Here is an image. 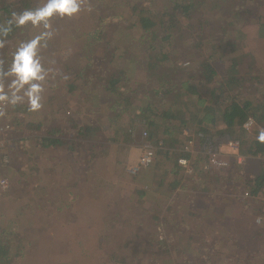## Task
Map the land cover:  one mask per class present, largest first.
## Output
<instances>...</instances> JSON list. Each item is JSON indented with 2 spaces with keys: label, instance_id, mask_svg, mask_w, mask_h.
I'll use <instances>...</instances> for the list:
<instances>
[{
  "label": "rangeland",
  "instance_id": "374dc122",
  "mask_svg": "<svg viewBox=\"0 0 264 264\" xmlns=\"http://www.w3.org/2000/svg\"><path fill=\"white\" fill-rule=\"evenodd\" d=\"M19 0H16L18 2ZM24 9L23 11H35L37 9H43L46 0H21ZM99 0H77L80 5L79 11L72 15H60L55 11L46 18L44 21L39 22L36 25H32L30 22L17 28V32H9L4 38L6 40V46L8 48V54L0 57L1 68L0 73L6 72L10 67L12 61V55L16 51L17 47L23 41L30 40L35 36L47 31L51 33L50 37L45 43L46 46L40 47L38 49L41 63L45 69H48V75L46 81L43 84L44 91L42 93V107L36 111H29V105L27 99H23L16 105L9 104L6 111L5 117L9 120L12 125V130L3 138V144L0 146V173L6 180V189L4 191L0 190V231H4V239H0V244H2L1 253L7 252L5 255H11L15 258L9 264H62V258H57L55 256L57 250H51L50 248H42L39 245V241L28 235L30 228L26 226V221L21 215L29 214L32 205L34 204L31 200V190L27 189L25 183L16 184L14 179L7 177V173H10L14 168L10 165L11 160H27L26 155L32 154V141H35L37 134L32 131V128L28 127L29 124H40L41 126L47 125H65L68 128L74 129L75 125H90L93 127L100 128L101 135L105 140H113L117 133L116 128H121V124L125 122V114L121 118L119 117V112L123 113L126 101L125 97L130 98V102L134 103L143 102L153 94L150 93L153 83L148 77L147 73L143 69L142 61L144 58V52L139 43V36L133 30H126L122 34L121 31L125 27V15L120 13L119 9L116 7L123 0H102L105 6L98 7ZM129 1V0H128ZM134 3H140L145 5L147 8L161 6L158 8L167 7L168 0H130ZM210 2V0H208ZM223 4V11L219 9H213L214 12L209 13L210 20L208 23L204 24V31L207 37L215 38V42H220L223 49L217 48L212 51L213 53V63L216 62V68L219 69L221 74L229 69L231 64L238 63V69L241 74H248L254 76L255 78H264V0H228ZM99 9V10H98ZM93 10L96 13H93ZM16 12V13H19ZM120 17V20L118 19ZM47 23L49 27L44 28V24ZM195 27H198L196 23L191 22ZM101 25V26H100ZM127 25V24H126ZM25 26V27H24ZM102 26L104 29H102ZM202 28V29H203ZM99 29L102 34L97 33ZM198 30L196 28L195 30ZM203 32V31H202ZM189 36V35H187ZM10 37V38H9ZM113 42L110 53L114 54L109 57L103 54L106 51V44ZM185 48L186 41H178L176 47ZM215 47V46H214ZM125 52L126 56L124 60L118 58L119 53ZM94 52V56L97 57V62L99 61L100 68L104 66H110L115 63L116 67L123 65V67H118L121 69L120 82L117 85L118 92L124 95V98L117 93L114 96H110L105 93L99 86H92L81 83L82 80H88L95 73V70L88 71L86 61L84 56L90 55ZM142 54H144L142 56ZM172 54L170 53V58ZM104 57L108 59H104ZM230 58V61L222 60V58ZM4 58V59H2ZM131 59L133 64L129 61ZM96 60V59H94ZM219 60L223 62L220 63ZM175 69L180 74V79L177 81V85L180 86L185 81L189 80L187 86L196 87V91L202 95V97L207 98L208 92L204 89L207 88L206 85L199 83L195 78H193V73L195 72V65L190 57L185 59L177 60V56L174 58ZM125 63V64H124ZM97 66V64H96ZM114 69L113 67H111ZM11 77H5L0 75V88L4 91H9L8 85L10 83ZM90 80V79H89ZM264 82V79H263ZM198 83V84H197ZM206 86V87H205ZM212 86V85H211ZM153 90H157V88ZM69 91V92H68ZM264 89L261 86H251L246 91L235 90L233 95L237 97H243L244 99L253 100V95L258 92L261 94ZM181 92H187L182 90ZM161 95H164L161 90ZM242 94V95H241ZM188 103H193L190 99L185 96L181 98ZM193 107V105H192ZM195 106L193 107L194 113L196 112ZM127 115V114H126ZM75 124V125H74ZM139 122L134 123L133 128L140 135L143 131L147 132L146 128H142ZM260 126V124H259ZM261 127V126H260ZM262 129H264L262 127ZM186 130V129H184ZM173 132H178L177 129H173ZM137 133V134H138ZM190 133V132H189ZM69 134V133H67ZM39 135V134H38ZM63 135V134H62ZM65 135V133H64ZM176 138L178 141L181 140V133L177 134ZM68 136V135H66ZM70 137V135H69ZM228 137L221 139V142L226 140ZM27 145L23 149L24 144ZM140 139L136 140L135 143L131 145V156L135 157L136 163L141 150L137 145ZM124 143V142H123ZM221 144L218 145V154L223 156V159L229 161V167L225 171H218L220 177L225 184L230 183L237 185L238 191L235 192L234 196H237L240 200L241 195L244 191L250 190L246 184V175H253L261 168L259 163L251 158H246L241 164H237L236 159L233 158L230 152L225 151L221 148ZM195 155L192 163L193 171L195 164L198 162L202 174L206 173L203 171L204 159L206 152H198V148L194 149ZM175 160V159H174ZM6 161V162H5ZM176 161V160H175ZM196 163L194 164V162ZM172 161L165 162L163 168L167 166H173ZM254 171V172H253ZM89 172V171H88ZM129 173V171H128ZM180 173V171H179ZM159 174V172L157 173ZM138 175V174H137ZM135 175V176H137ZM197 178L196 173L193 174ZM133 176V175H131ZM192 177H184L181 181H185L188 184L193 183ZM134 177V176H133ZM194 178L196 180L197 178ZM179 181L176 183L175 191L179 187ZM28 182V181H27ZM218 184V182H217ZM217 184L215 187H217ZM141 187V186H140ZM168 187V181L166 183ZM189 187V185H188ZM235 187V186H234ZM20 191L18 195H14V191ZM36 206V205H35ZM34 206V207H35ZM22 209V210H21ZM15 210L20 217L16 218ZM6 214V218L11 220V224L7 221L6 224L3 222V216ZM264 220V219H263ZM263 222V221H262ZM26 226V227H25ZM25 227V228H24ZM222 229V228H221ZM28 230V231H27ZM223 231L219 230L215 235H223ZM158 234L160 237L163 234L162 228H158ZM29 239L28 241L26 239ZM5 240V241H4ZM2 241V242H1ZM218 241V238L215 240ZM213 241V244H219ZM258 240L255 241L256 246H258ZM264 242V241H263ZM156 246H162L164 248V241L158 236V241ZM260 245L261 242H260ZM254 245V248L256 247ZM264 247V246H263ZM130 248L122 250L123 252L128 251ZM190 248L184 244H178L177 246L167 248V253L169 252L168 264H175V259H179L180 262L182 258L185 257L187 253L186 250ZM46 250L52 251L53 254L46 253ZM45 254H43V252ZM264 248H262V252ZM156 252L152 244L145 246L144 243L139 245L134 251V257L138 256L137 260L139 264H160V260L156 258ZM179 252V253H178ZM24 253V254H23ZM62 252H60L61 254ZM154 253V256L152 254ZM22 256L25 255V256ZM43 254V255H42ZM120 254V253H116ZM54 256V260L49 258ZM248 253L244 254L247 256ZM30 256H35V258H29ZM203 256V255H202ZM39 257L41 258L39 259ZM198 257V256H196ZM264 252L261 254L255 253L254 256L248 255L246 257V264H264ZM196 258H192L193 261ZM205 259V264H222L223 260L226 259L225 256H220L215 253L207 254ZM115 264H126L129 259L124 257H117L113 260ZM58 261V262H57ZM260 262V263H259ZM227 264L230 262L227 261ZM233 264V263H232Z\"/></svg>",
  "mask_w": 264,
  "mask_h": 264
},
{
  "label": "crops",
  "instance_id": "0c3cea01",
  "mask_svg": "<svg viewBox=\"0 0 264 264\" xmlns=\"http://www.w3.org/2000/svg\"><path fill=\"white\" fill-rule=\"evenodd\" d=\"M66 128L42 126L39 134L55 129L69 136L71 128ZM135 160L130 146L102 136L75 152L39 148L29 164L15 161L7 177L14 179V185L25 183L34 203L29 214L21 215L30 228L26 237L37 239L41 249H56L62 264H115L111 259L119 256L129 259L126 264H139L134 251L142 243L152 244L160 264H168L167 248L178 244L190 250L181 262L175 259V264H205L210 253L225 256L222 264H246L248 255L264 252V220L260 225L255 222L260 204L234 196L236 184H225L224 176L216 171L200 178L193 175L197 179L188 184L181 181L185 178L176 163L155 170L148 167L133 177L128 168ZM179 181V187L171 190V183ZM15 215L20 217L16 210ZM7 220L4 214L3 222ZM158 228L163 230L161 237ZM221 228L223 235L216 236ZM158 236L164 248L155 245ZM124 248L130 249L123 252Z\"/></svg>",
  "mask_w": 264,
  "mask_h": 264
},
{
  "label": "trees",
  "instance_id": "16d2710c",
  "mask_svg": "<svg viewBox=\"0 0 264 264\" xmlns=\"http://www.w3.org/2000/svg\"><path fill=\"white\" fill-rule=\"evenodd\" d=\"M226 1L228 0H210V2L208 0H168L167 7L162 8V10L158 9L161 6L149 9L138 3L139 1L134 3L130 0H123L120 4H117L116 7L120 10L119 12L125 15V27L123 28L125 31L121 32L123 34L126 30H130V32L134 30L138 34L139 40L137 41H139L145 54H142V56L144 55L142 66L153 83L150 91L153 97L150 96V98L145 99L143 105L142 102L132 105L129 97L124 98V95L118 92L117 85L121 81L120 76H122L121 69H118V67H123V65L116 67L114 66L116 64L113 63L110 66L100 68L101 64H99V61L97 62L98 59L93 55L94 52L85 55L83 58L86 61L88 71L91 73L95 70V73L88 80H82L81 83L99 86L110 96L119 93L118 95L126 101L123 113L119 112L120 116L117 117L121 118L125 114L126 120L120 125L121 128L115 129L117 136L114 139L116 142L122 141L127 145L130 143L136 145V140H139L141 135L136 132L133 125L139 122L140 127L144 126L143 128L147 129L148 141L152 146H157L158 143L162 144V150H156L155 162L150 166L154 170L159 166H163L165 162L173 160L172 163L175 165L181 157L190 158V154L182 150L181 144L184 141L182 130L184 129L193 135L198 152L205 153L209 149H217L218 145L225 141L221 142V139L227 136L226 140L240 142L242 146L240 154L246 158L264 153V143L259 142L257 137H246L244 133L242 134V125L248 118H253L264 128V91L261 94L256 92L253 95V100L244 99V96L237 97L233 95L235 90L246 91L250 85L261 86L264 89V78H255L246 73L241 74L238 63L231 64L229 69L221 74L219 69L217 70L218 67L216 68V62L213 63L212 51L217 48L223 49V47L219 41L215 42V38L205 35L207 31H204V24L210 20L209 13L214 12L213 9L218 7L223 11L222 3ZM101 4L105 6L102 0H99L98 7H102ZM22 6L24 5H22L21 0L18 2L16 0H0V26H7L12 13L24 9ZM93 13H96V11L93 10ZM118 19L120 20V17ZM191 22L196 23L198 27H195ZM17 28L19 27L13 25L11 27L12 33ZM196 28L200 31L196 32ZM102 29H104L103 26ZM100 32L97 29V33L102 34ZM5 36H0V57L8 54V48L5 45L8 38H4ZM178 41H186L185 48H181L182 46L176 47ZM113 44L112 41L106 44L108 47L105 48L106 51H103V54L108 57L109 54L115 57L109 50ZM124 53L123 51L122 54L119 53L117 59L121 58L126 62ZM170 53L172 54L171 58ZM176 56L177 60L180 61L187 57L192 59L195 65L192 79L195 78L201 85L207 86L204 89L208 92L207 98L202 97L196 91V87L187 86L189 80L180 86L176 84L181 77L175 69L174 58ZM226 59L230 61V58H222L224 61ZM222 60H219V62L222 63ZM129 61L134 66V62L131 59ZM154 86L157 90H153ZM161 90L164 95L160 94ZM182 90L187 92H181ZM184 96L193 103L181 100ZM192 105L196 108L195 113ZM28 127L32 128V131L37 134L34 137V142L31 139L32 154L26 155V163L28 164L39 148H63L67 152H75L84 143L92 145L99 139L102 140L100 128L90 125L77 126L76 124L74 129L69 131L70 137L62 135L59 130L55 129H48L45 134H39L42 127L40 124L31 123ZM174 128L178 132L174 133ZM180 133L182 138L178 141L176 137H179L177 134ZM22 143L24 149L27 143L25 141ZM139 144L138 141L137 145ZM194 159L193 156L192 163ZM14 162V160H11L10 164L13 168L15 166ZM197 164L198 162L194 166V173L200 178L204 174H202L201 168L199 169ZM246 184L253 194H264V172L261 168L257 175H246ZM175 186L176 183H171V190ZM7 221L10 224L12 223L11 220ZM4 233L5 230L0 231L1 240L4 239ZM2 246L0 244V248ZM1 252L0 264H9L15 258L11 255H5L7 252Z\"/></svg>",
  "mask_w": 264,
  "mask_h": 264
},
{
  "label": "clouds",
  "instance_id": "9594fccd",
  "mask_svg": "<svg viewBox=\"0 0 264 264\" xmlns=\"http://www.w3.org/2000/svg\"><path fill=\"white\" fill-rule=\"evenodd\" d=\"M80 5L77 0H46L43 9L35 11L13 12L7 26H0V36L7 35L11 27H21L30 22L36 25L55 11L60 15H72L79 11ZM49 25L44 24L47 29ZM51 33L45 31L34 38L23 41L12 55L10 67L6 72L0 73L5 77H11L8 85L9 91L0 88V103L7 102L16 105L23 99H27L29 111H36L42 107L43 84L46 81L49 70L41 63L38 49L46 46V41ZM257 140L264 143V131H261Z\"/></svg>",
  "mask_w": 264,
  "mask_h": 264
},
{
  "label": "built area",
  "instance_id": "2783aa9c",
  "mask_svg": "<svg viewBox=\"0 0 264 264\" xmlns=\"http://www.w3.org/2000/svg\"><path fill=\"white\" fill-rule=\"evenodd\" d=\"M9 103L3 102L0 103V146H2L3 138L12 130V125L9 120L5 117V111L8 107ZM264 131L262 127L254 120L253 118H248L242 125V134L252 137H257L258 134ZM182 137L184 139L182 145V150L184 152H188L190 154V158H179L176 161V164L179 168L180 174H183L184 177H191L194 174L193 166H192V157L195 155V140L192 134H190L187 130H182ZM161 143H158L157 146H152L148 141V135L146 131L141 133L140 144L138 145L141 153L137 158V161L134 165L128 168L130 175H137L141 170L147 169L150 167L156 158V150H162ZM221 148L225 149L231 153L233 158L236 159L237 164H241L246 160V157L240 154V149L242 146L239 141L236 140H225ZM251 159L257 161L261 167V170L264 172V153L257 154L255 157ZM6 162V161H5ZM229 167V161L227 159H223V156L218 154L217 149H209L206 152V156L203 164V171L210 173L212 171H225ZM6 189V180L0 173V190L4 191ZM241 198L246 200L247 202L253 204H260L259 214H257L255 218V222L257 224H261L264 219V194H253L251 190H246L242 193Z\"/></svg>",
  "mask_w": 264,
  "mask_h": 264
}]
</instances>
